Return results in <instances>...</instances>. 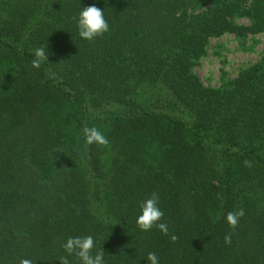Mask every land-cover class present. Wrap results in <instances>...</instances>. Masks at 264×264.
<instances>
[{
	"label": "trees",
	"instance_id": "16d2710c",
	"mask_svg": "<svg viewBox=\"0 0 264 264\" xmlns=\"http://www.w3.org/2000/svg\"><path fill=\"white\" fill-rule=\"evenodd\" d=\"M92 4L109 32L89 42ZM227 34H264V0H0V264H60L86 235L105 264H264V55L216 88L195 73ZM153 192L175 242L136 225Z\"/></svg>",
	"mask_w": 264,
	"mask_h": 264
},
{
	"label": "clouds",
	"instance_id": "9594fccd",
	"mask_svg": "<svg viewBox=\"0 0 264 264\" xmlns=\"http://www.w3.org/2000/svg\"><path fill=\"white\" fill-rule=\"evenodd\" d=\"M76 19L78 35L85 41L92 42L97 38H102L105 33L109 32V23L105 19L104 10L97 7L95 4L83 7ZM50 53L48 46L38 47L34 50L31 65L33 68L39 69L44 63L49 62ZM82 136L85 149H90L95 145L99 148H110V141L105 134L97 127L84 126L82 127ZM244 166L252 167V161L245 160ZM140 215L136 219V225L142 232L151 231L154 227L157 228L163 235L170 236V239L175 242L177 237L170 234L168 224L163 221L164 212L159 207V196L153 192L151 196L143 200L140 205ZM244 209L240 208L235 211L228 212L226 222L234 231L243 216ZM215 222V221H214ZM226 245L232 242V233L229 232L224 236ZM66 255L59 258L60 264H72L69 257H75L79 264H105L104 252L96 251V242L92 235L86 236H70L61 245ZM148 264H159V259L154 252H149L147 255ZM20 264H32L30 259H21Z\"/></svg>",
	"mask_w": 264,
	"mask_h": 264
},
{
	"label": "rangeland",
	"instance_id": "374dc122",
	"mask_svg": "<svg viewBox=\"0 0 264 264\" xmlns=\"http://www.w3.org/2000/svg\"><path fill=\"white\" fill-rule=\"evenodd\" d=\"M263 55L264 34L246 39L227 34L211 39L195 73L205 86L216 88L223 78H235L242 69L257 63Z\"/></svg>",
	"mask_w": 264,
	"mask_h": 264
}]
</instances>
